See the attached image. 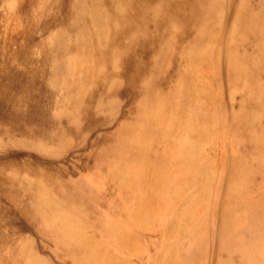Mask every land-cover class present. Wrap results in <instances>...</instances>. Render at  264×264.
I'll use <instances>...</instances> for the list:
<instances>
[{"label":"bare ground","instance_id":"1","mask_svg":"<svg viewBox=\"0 0 264 264\" xmlns=\"http://www.w3.org/2000/svg\"><path fill=\"white\" fill-rule=\"evenodd\" d=\"M220 3L0 0V264H187L208 242L174 238L200 204L222 220L216 264L257 255L225 236L255 176L203 138L233 130L239 162L264 143V1L224 37Z\"/></svg>","mask_w":264,"mask_h":264},{"label":"rangeland","instance_id":"2","mask_svg":"<svg viewBox=\"0 0 264 264\" xmlns=\"http://www.w3.org/2000/svg\"><path fill=\"white\" fill-rule=\"evenodd\" d=\"M239 1L240 0H221L220 6L218 7V9L222 8L221 9L222 11L223 10L227 11V13L225 14V16L223 18L222 33H221L222 37H224L226 34L227 28H228L230 20H231V15L233 14V10L236 8ZM249 1L252 2L251 4H254V3L260 4L258 2H263L264 0H249ZM0 25H1V23H0ZM23 25L25 26V23H23ZM202 28L203 27H201L200 30H198V32H201ZM2 36L3 35H0V40H1ZM213 45H214L213 51H217L218 48H222V46H218V44L217 45L213 44ZM2 46H3V44L0 42V63L11 62L12 60L10 59V54H6L4 52L5 49L3 50ZM14 48L15 47L12 46V48L10 50H14ZM200 48H202V46ZM213 111H215L214 108H212V107L207 108V112L211 113ZM257 136H258V139L264 137L263 133L260 135L258 134ZM208 138L209 137L203 138L204 143L205 144L208 143V146L210 143H212V141H214L215 143H217V146L219 145L220 147L225 148L224 152L226 153L227 161L225 163L224 162L222 163L223 167H227V166H229V164L231 166V164H232V166H237V168L240 169V165H241V167L245 168L247 174H249V175L254 174V176H255V180L253 182L244 184L245 185L244 191H246V192H244L243 194L245 197L244 202H245V208L246 209L243 207L244 210L243 209L235 210L234 221H233V223H231V225L227 229V232H225V236L230 237V238H235L236 240H238L237 242L240 244L243 243L242 246H243L244 250L254 249V247H256V244H257L258 245L257 249H256L257 255L255 254V256H253V258L250 259L248 262H246V260H244V262H245L244 264H261L262 261H264V236H263L264 232H263V234L257 233L254 236H249V235H247V232H248L247 228L249 227V225L251 224V222L253 220H254V222L257 221V219H258L257 217H259L260 219L264 218V214H262L263 212L259 215L251 216V212L254 210V208H256V206L258 204H260L261 201L264 200L263 199V196H264V191H263L264 190V182H263L264 181V162L261 163L259 168H257L256 165L253 166L252 164H250L249 159L247 157H249L250 155L253 154L252 156L256 159V163L259 160V158L264 159V143L259 145V147L256 148L255 150H253L252 152H248L249 154H246V155H249V156L245 157V159H243L242 161L239 162V159H237V158L240 154V151H239L238 147L232 141V139L234 140L233 130H232V132L231 131L229 132L227 137L226 136H220L219 134H217V135L215 134L213 136V138H211V139L209 138V140H208ZM224 141H225V143H224ZM72 150L73 149H71L67 153L66 159H64V160H67V158L68 159L70 158V155L72 154ZM31 154L37 155L34 152H31ZM66 162L67 161H65V163ZM220 163H221V161H220ZM247 164H249V165H247ZM219 170L220 169L218 167V170H216V172H215V175H216L215 177H216L217 183H220V181H222V175L219 174ZM223 180H226L225 177L223 178ZM225 182L226 181H224V183ZM240 186H241V183H235V185L233 187L236 189V188H239ZM262 187H263V189H262ZM217 195H218V192H217V186H216L214 188V193L212 194L211 197H213L214 199H217L218 198ZM252 196H254V198ZM238 202H240L238 198L237 199L229 198L228 201L225 203H226V205L229 206V205L237 204ZM236 206L239 207L240 205L237 204ZM205 207H206V204H202V205L200 204L198 207H196L197 208V209H195L196 211L193 213V215H191V217H194L193 219H191V220H193V222H191V226L183 225L182 228L177 232V235L174 238V242L176 243V245L178 244V246L182 245L183 243L188 245V241H191V250H192V248H194V244H197V243L205 244L206 242H208L207 251L205 250L204 254L200 253V254L194 255L191 257V259L188 258V260H186L187 264H189L190 262H191V264H216V261H217V257H215V254H216V251L218 250V247H219V241H218V236L215 235V232L213 231V227L218 228L220 226V220L221 219H220V217L219 218L217 217L214 224H213L212 223V217H214L215 214H213L212 208H214V205L212 204L210 207L207 208V210H205ZM261 225H263V224H261ZM37 238L40 239V236ZM140 239L143 240V236ZM254 241H256V243H254ZM179 243H180V245H179ZM36 244L39 245L40 242H36ZM178 246L176 247V250H175L176 252L178 250ZM108 248L111 251H118L117 248L112 243L111 244L108 243ZM196 248H198V247H196ZM122 257H125L126 260L129 259L127 254L122 255ZM174 258H175V260L178 261V254L176 256L174 254ZM130 261H132L133 264L134 263L138 264L140 260L136 259V258L135 259L131 258ZM61 264H72V261L65 259L61 262ZM143 264H145V263H143Z\"/></svg>","mask_w":264,"mask_h":264},{"label":"crops","instance_id":"3","mask_svg":"<svg viewBox=\"0 0 264 264\" xmlns=\"http://www.w3.org/2000/svg\"><path fill=\"white\" fill-rule=\"evenodd\" d=\"M123 104V103H122ZM40 236V239H38V238H33L34 240H35V242H40V243H43L44 245H46L47 247L49 246V247H52L53 245H54V242H52V240H47V239H42V236L41 235H39ZM38 236V237H39Z\"/></svg>","mask_w":264,"mask_h":264}]
</instances>
